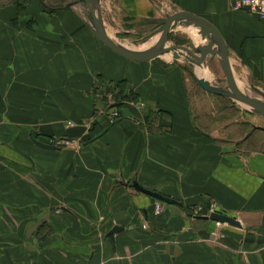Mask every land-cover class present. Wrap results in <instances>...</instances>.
Returning <instances> with one entry per match:
<instances>
[{"label": "crops", "instance_id": "obj_1", "mask_svg": "<svg viewBox=\"0 0 264 264\" xmlns=\"http://www.w3.org/2000/svg\"><path fill=\"white\" fill-rule=\"evenodd\" d=\"M41 1L0 5V264H264V116L195 109L187 55L207 43L198 29L172 25L178 58L133 61L96 38L84 0ZM91 4L133 51L151 49L168 16L206 20L238 88L264 94V22L230 0ZM120 81L134 99L107 126L102 92ZM134 181L182 205L154 214L158 201Z\"/></svg>", "mask_w": 264, "mask_h": 264}, {"label": "water", "instance_id": "obj_2", "mask_svg": "<svg viewBox=\"0 0 264 264\" xmlns=\"http://www.w3.org/2000/svg\"><path fill=\"white\" fill-rule=\"evenodd\" d=\"M91 1L92 0H84L92 17V25L90 26L92 33L96 36V38L99 41H101L103 44L109 47L112 51L129 60L149 61L160 57L166 52H172L173 57L178 58L179 56L178 49H173V47H169L166 45L167 36L172 25L174 23H177V25L179 26L182 25L185 27L193 26L194 28L198 29L197 33L200 36L201 40L207 41V43L198 45L196 49H194L191 55H187L188 60L195 65H202L207 60L208 56L217 55L227 85V89L224 90L216 86H213L211 82L205 77L199 76L197 77V83L200 86V88L212 95L228 97L232 100H235L251 108L252 110L256 111L258 114L264 116V101H260L252 97H249L244 92H242L236 85L232 73L230 71L228 54L225 43L221 35L217 31V29L206 20L186 13H176L171 16H168L166 19L161 21L162 29L160 30V36L156 44L151 49L145 51H133L113 42L104 33L100 16L96 14L91 4ZM258 129L264 132V128L258 127ZM32 141L36 146L43 149L52 150L55 148L52 145L44 144L35 139H33ZM131 186L137 191H140L141 193L156 199L160 203L169 204V205H179V206L182 205V203L172 198L165 197L158 192L144 189L135 181L132 183ZM199 218H202L204 220L214 221L217 223L229 224L231 226L238 228L240 227V223L236 219L229 217L227 215H223L218 212H211L208 216L206 215L199 216ZM120 230H122V228L115 226L111 230V232L117 233Z\"/></svg>", "mask_w": 264, "mask_h": 264}, {"label": "rangeland", "instance_id": "obj_3", "mask_svg": "<svg viewBox=\"0 0 264 264\" xmlns=\"http://www.w3.org/2000/svg\"><path fill=\"white\" fill-rule=\"evenodd\" d=\"M11 0H0V5H3L7 2H10ZM26 4H27V0ZM162 29V25L161 22L158 24V27L152 32H156V34L158 36H160V30ZM184 38V34L182 35ZM186 40V38H185ZM170 46V44H168ZM191 50V49H189ZM169 53V52H166ZM170 56V55H168ZM202 66L208 71V77H206L213 86H216L218 88L221 89H227V85L223 76V73L219 67V64L216 60L215 57L211 58L210 60L208 59L205 63L202 64ZM202 67V68H203ZM187 72L188 75L191 77V82H192V86L193 89L191 90V98L193 99V106L195 107L196 110H200V111H218L220 110V112L223 114L224 111H236L237 112V117L239 118V114L240 111L243 109H247L249 111V114L253 117V119H255L254 121H258V119L260 117L257 116V112L252 110L251 108L235 101L229 98H224V97H218L215 95H212L210 93L205 92L203 89L200 88V86L197 83V77H199L198 74V67L194 64L188 63V68H187ZM104 90L108 91L109 94L107 96L106 93H104V91L102 92L104 95V100L106 102L105 107L103 108V110L106 112V114L109 113V111L113 110V111H117L119 116H121V112L119 110V108H115L117 106L116 101H118L119 99L117 98V94L116 91L113 88V85H109L108 87H104ZM114 90V91H113ZM248 94H250L252 97H255L256 99L260 100V101H264V94H257V93H253L252 91H247ZM105 96L107 98H105ZM115 102V103H113ZM137 107H143L141 106V103L138 101L137 103H135ZM114 105V106H112ZM142 105H144L142 103ZM106 108V109H105ZM205 114V113H204ZM212 118V117H211ZM207 118H202V120L206 121ZM223 122V121H222ZM113 124V123H112ZM258 124V123H257Z\"/></svg>", "mask_w": 264, "mask_h": 264}, {"label": "built area", "instance_id": "obj_4", "mask_svg": "<svg viewBox=\"0 0 264 264\" xmlns=\"http://www.w3.org/2000/svg\"><path fill=\"white\" fill-rule=\"evenodd\" d=\"M230 9L233 11H244L248 14L253 15L254 17L258 18L259 20L264 22V0H230ZM115 103V102H113ZM141 106L142 103H141ZM109 123H114L119 116L117 111H109L107 114ZM68 126L73 125V123L68 122ZM164 204V203H162ZM162 204L160 202L156 203L154 208V214L159 213L162 210ZM210 213L208 212H202L200 208L195 209V211L192 213L194 216H208Z\"/></svg>", "mask_w": 264, "mask_h": 264}, {"label": "trees", "instance_id": "obj_5", "mask_svg": "<svg viewBox=\"0 0 264 264\" xmlns=\"http://www.w3.org/2000/svg\"><path fill=\"white\" fill-rule=\"evenodd\" d=\"M113 88L116 91V94L118 96L117 98L119 99L118 101H116L117 106L115 108H119L120 106L124 105L125 102H127L128 100L134 99V98H132L130 93L127 94L125 92L126 86H125V82L124 81H120V82L114 83L113 84ZM119 119H122L121 116L118 117V119L116 121H118ZM109 125H111V123H109L107 126H109Z\"/></svg>", "mask_w": 264, "mask_h": 264}, {"label": "bare ground", "instance_id": "obj_6", "mask_svg": "<svg viewBox=\"0 0 264 264\" xmlns=\"http://www.w3.org/2000/svg\"><path fill=\"white\" fill-rule=\"evenodd\" d=\"M139 66H140V64H139ZM138 67V66H137ZM202 66L201 65H199L198 66V68H201ZM141 68V67H140ZM142 71V70H141ZM200 76V75H199ZM204 77V76H203ZM206 78V77H205ZM207 79V78H206ZM225 79V78H224ZM246 94V93H245ZM247 95V94H246ZM249 96V95H248ZM249 97H251V96H249ZM253 98V97H252ZM255 99V98H254ZM258 100V99H257Z\"/></svg>", "mask_w": 264, "mask_h": 264}]
</instances>
